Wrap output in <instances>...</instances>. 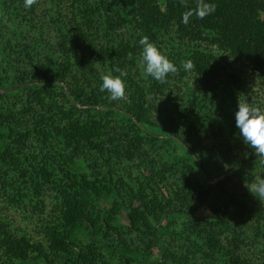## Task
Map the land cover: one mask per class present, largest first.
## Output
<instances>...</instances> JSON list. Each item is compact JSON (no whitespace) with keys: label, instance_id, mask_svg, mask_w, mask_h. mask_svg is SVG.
Masks as SVG:
<instances>
[{"label":"rangeland","instance_id":"1","mask_svg":"<svg viewBox=\"0 0 264 264\" xmlns=\"http://www.w3.org/2000/svg\"><path fill=\"white\" fill-rule=\"evenodd\" d=\"M88 1L94 7L90 8L86 0H38L31 8L24 7V0H0V121L9 118L8 113L18 114L17 119L26 122L48 118L52 115L46 111L49 109L51 94L59 98L60 104L69 106L67 96H73H70V88L66 86V82L75 86V89L83 84L88 86V82L96 88L97 81L91 72L93 65H89L86 60L88 52L104 53L107 61L115 59L118 49L129 52V46L137 37L133 26L128 22L123 29L114 28L118 21L117 11L128 13L129 8L121 6V0ZM159 1L163 4L162 0ZM120 41L121 48L118 45ZM124 44L129 46L125 48ZM155 44L160 46L158 48L165 55L169 53L170 44L161 45V41ZM136 51L135 62H138L142 51L140 44ZM60 52V58L66 59L69 73L65 77V84L56 85H61L66 93L58 88H42L33 94L31 90H2V85L16 78L35 77L39 70L48 71L49 60H53L55 54ZM235 66L234 74L235 77L239 76V81L236 84L233 82L234 92L230 94L228 88L224 91V88L218 87L219 89L211 91L201 86L191 74L179 80L177 73H171L168 81L159 89L145 88L147 101L144 104L147 109L143 116L147 122L128 115L131 120V128L128 127V131L133 137L141 136V142L148 148L149 155H141L139 151L128 160L130 162L123 156L116 164L109 155L96 152L87 153V159H76L69 155L74 160L70 166L76 173L96 170L97 173H92V176L102 188L99 196L89 200L96 203L100 210L98 222L101 226L96 224V232L92 234L83 228H76L74 231L76 244H79L83 255L87 254L86 257L83 256L84 264H88L86 258L90 256L95 258L94 264H124L109 250V245L119 238L118 234L128 241L133 240V246L140 247L146 253V261L136 260L132 264H159L165 255L168 256L166 261L169 264H179L173 258V246L182 244V250L196 254L200 246L204 245L202 242L208 227L214 232L213 240H217V246L233 248L234 244H237L245 250L244 252L254 254L264 264V201L256 198L245 186L246 183L250 185L256 176H264V163L254 161L233 165L254 152L243 142L236 126L235 114L238 111L239 98L264 107V82L248 65L237 63ZM139 70L140 74H143L140 65ZM82 72L85 81L78 77ZM95 72L98 75L105 73L106 65L97 63ZM193 93H200L201 97L196 101L191 97ZM226 93L231 100L226 98ZM62 94L66 95V101ZM132 96V89L127 85L126 99L117 100L115 109L121 112V108L131 102ZM31 97L34 113H27L26 108H30L27 100ZM76 106L84 108L86 105L76 103ZM101 108L105 109L104 106ZM83 113L86 114V111L83 110ZM91 114L94 112L91 111ZM102 114L103 112L96 116L100 121L103 120L100 118ZM118 118L117 121L111 119L110 124L115 130L121 131L125 127V121L123 122L119 115ZM170 120L177 123L181 141H185L187 145L180 139L165 134L162 127L166 124L172 129ZM121 122L123 128L117 129ZM10 126L21 131V125ZM5 130V125H1L0 131ZM51 131L54 133L51 139L43 134L47 137L46 142L41 140L42 134L35 135L40 141L39 146L52 150L51 143L55 144V136H62L54 128H50L49 132ZM43 132L47 130L43 129ZM5 141L8 139H0V144ZM158 144H162V147H158ZM118 146L126 153H129L131 148L122 146L121 142H118ZM37 148L38 142L32 140L31 145L21 147L23 154L19 155L20 160L14 158L19 162L18 165L14 166L11 162L0 167L1 172L7 175L6 178L0 176V238L3 230H8L11 234H27L31 242L41 241L42 219L50 215V219L55 221L57 217L52 207L53 198L46 197L42 209L35 206L37 197L30 199L29 196L32 187L21 182L19 170L16 169L20 166L30 172L31 167L25 166L33 165L35 160L39 161L45 152L38 151ZM67 152L68 150H64L62 153L67 156ZM144 158L152 160V165L147 163L153 168L152 171L144 168ZM53 161L59 169H68L61 168L58 163L63 161L60 159L54 158ZM90 161L93 166H89ZM76 165L81 171L75 168ZM202 166L208 170L205 179L199 174ZM55 170L56 168L52 173ZM139 172L141 174H137ZM185 173L191 182L184 187L180 183L185 180L184 177L187 178ZM77 176L75 180L81 181V176ZM109 176L111 179L115 177L116 180L108 182ZM71 179L74 178L65 177L62 180L64 182ZM55 191L56 189H48L46 194H55ZM168 192L173 195L171 199L167 196ZM154 195L157 198V207L160 208L156 207V210L151 212L141 204L143 199L153 198ZM127 198L131 199V203ZM114 200L118 203L113 204ZM239 203H244L247 209L241 208ZM130 205L138 206L139 210L135 212L138 218L135 227L129 219V214L133 212ZM249 209L252 210L251 213ZM164 210L168 211L163 213ZM126 230L131 233H126ZM103 235L109 237L108 243H104V239L99 243ZM158 239L159 246L156 245ZM137 243L142 245L138 246ZM145 253H141L142 256H145ZM36 254L37 251L29 248L27 258L9 260L0 243V264H72L73 261V255L66 251L61 254L52 251L48 261ZM197 257L199 256L186 264H196L193 261ZM208 258L211 264H225L223 258L221 261Z\"/></svg>","mask_w":264,"mask_h":264},{"label":"trees","instance_id":"2","mask_svg":"<svg viewBox=\"0 0 264 264\" xmlns=\"http://www.w3.org/2000/svg\"><path fill=\"white\" fill-rule=\"evenodd\" d=\"M86 1V4L91 8L93 5L89 4L88 0ZM162 1L163 4H160L159 0H121V6L129 8V10L128 13H121L122 10L117 11L118 21L114 28L123 29L122 27H126V24L129 22L133 26V32L137 37L131 43V46L128 44L123 45L125 48L127 46L130 47L128 53L118 49L116 57L113 60L109 59L107 61L105 59L106 54L104 53L94 51L87 53L86 60L89 65H93L91 72L97 81L96 88H93L88 82V86L83 84V86L76 87L75 89V86H71L66 82L65 77L69 72L65 64L66 59L60 58L62 52L57 55L55 54L53 60H49V73L46 70H39L35 77L16 78L2 85L3 91L31 90L33 94L42 88H58L64 93L63 87L56 84H65L66 82V86L70 88V96H73V98L67 96L69 106H66V104H60L59 98L51 94L49 96V109L46 111L51 112L52 115L41 121L37 119L33 122L31 120H27L26 122L17 119L18 114L13 115L11 113H8L10 114L9 118L0 121V126L5 125L6 127L5 132L0 131V139H8L7 142L5 141L3 144H0V167L11 162L14 163V166L18 165L19 162L14 158L16 157L20 160L19 155L23 154L20 150L21 147H25L26 144L31 145L32 140L38 142V151L43 150L45 152L39 161L35 160L36 162L34 161L33 165L29 164L25 166L31 167V171L28 172L25 168L21 169L20 166L16 169L19 170V176L22 178L21 182L27 183L32 187L29 196L30 199L37 197L35 206L37 205V207L42 209L46 197L53 198L54 205L52 207L53 211L57 214L55 221L50 219V215L44 216L43 219L41 218L43 222L41 225L43 239L41 241L31 242V239L25 233L18 235V233L11 234L8 230H3L0 243L9 260L16 258L23 260L27 258L26 255L29 248H33L34 251H37L36 255L43 260L49 259L52 251L58 252V254L66 251L73 255L72 264H84L85 258L83 256L86 257L85 255L87 254L83 255L78 247L79 244H76L74 231L76 228H83L89 234L96 232L95 227L96 224H99L100 210L96 203H92L89 200L92 197L99 196L102 193V188L95 182L92 176V173H97V171L84 172L79 170L76 165L75 168L81 171L80 173H76L74 168L72 169L70 166V163L74 162L70 156H74L76 159L79 157L87 159V153L96 152L100 155H109L114 164H116V162L121 161L123 156L127 161L131 160L133 155L139 151L141 155L145 153L149 155L148 148L141 142V136L133 137L128 131V127L131 128V120L128 115H133L138 120L147 122L146 117L143 116V113L147 109L145 108L146 104H144L147 101L145 88L149 90L159 89L165 83H159L150 76L146 78L144 74H140L138 62H135L139 38L148 36L151 42L158 43L161 41V45L164 43L171 45V47L169 46L170 51L166 55L177 66L178 71L176 73L179 80H182L185 75L191 74L193 77H196L197 82L201 86L203 85L211 91L218 87L224 88V91L228 88L230 94L234 92L233 87L239 81V76L235 77L234 74L236 70L235 64L239 63L246 64L253 71H256L264 82V0H207V2L216 4V11L204 19H198L193 16L190 18L188 24L183 23L182 13L186 9L181 4V0ZM186 2L189 7H195V0H186ZM98 15L101 16L100 13ZM118 45L121 48V41ZM129 53H132L131 60L128 58ZM189 59L193 62L194 68L191 71H185L181 65V61ZM99 62L106 65L105 73L113 71V75H118V73L114 72L116 67L126 69L128 72L126 83L133 92L132 103L130 102L124 108H121V112L115 109L117 102L110 101L108 99L109 94L106 91H100L102 85L101 75L95 72L96 64ZM82 74L84 72L78 77L82 81H85V75L83 76ZM169 78L170 74L167 77V81ZM233 82L235 83L234 85H232ZM229 94H225L226 98H230ZM62 95L66 101V95ZM200 95V93H193L191 97L197 101L201 97ZM31 99L32 97L27 100L30 107L26 108L27 113H34ZM76 103L86 106L79 108L76 106ZM43 105L45 104L43 103ZM100 106H104L105 109ZM131 106L133 107L131 108ZM83 110L86 111L87 115L83 113ZM91 111L94 112L93 115ZM102 112L103 114L100 118L103 120L100 121L96 116ZM118 115L123 122L125 121L124 128L122 126L123 122L117 125V129L123 128L121 131L115 130L114 126L112 127V124H110L111 119L114 121L119 119ZM171 122L173 124L172 129H169V126L165 124L162 127L163 131H165L167 136L172 135L181 141L179 126L176 122ZM10 124L21 125V131L15 130ZM50 128L58 130L59 135L63 137L58 138V136H55V144L51 143L52 150L45 146H39L40 141L35 136L36 134H42L41 140L46 142V135L51 139L54 134L52 133L53 129L51 131L52 134L49 132ZM43 129L47 130V132H43ZM118 142H121L122 146L127 145V147H131L128 151L130 154L122 151L120 149L121 146H118ZM153 142L154 140H152ZM181 142L184 145L186 144L185 141ZM56 145L58 148H54ZM157 146L162 147V144H158ZM64 150H68L67 156H65V153H62ZM63 156L64 158H62ZM67 157L69 160H67ZM54 158L63 161L58 163L61 165V168L68 167V169H59L53 161ZM242 160L237 161L233 165L238 166L245 162H258L254 152H251L249 156ZM145 161L146 165H144V168L147 171H152L153 168L147 164L148 162L151 164L152 160L145 159ZM93 165V162L91 163L90 161L89 166ZM233 165L231 164V166ZM55 168V172L52 173ZM201 169L202 171L199 174L203 175L205 179V173L207 174L208 170H205L203 166ZM77 175L81 176L79 177L81 181L75 180L78 178ZM184 175L187 178L184 177L185 180L180 184L185 187L191 180L188 174L185 173ZM0 176L6 178L7 175L0 170ZM65 177H72L74 179L63 182L62 179H65ZM112 179L110 177L108 182L116 180L115 177ZM119 179L123 180L122 178ZM147 185H149L148 182ZM48 189H56L55 194H46ZM154 196L147 200L143 199V203L141 204L146 210L151 212L156 210L158 204L156 195ZM167 196L171 199L173 195L168 192ZM127 199L131 203V199ZM114 203H118V201L114 200ZM239 205L241 208L247 209L244 203H239ZM130 207L133 212L129 214V219L132 222L131 225L135 227L136 221H138L135 212L139 210L138 206L130 205ZM157 208H160V206ZM167 211L164 210L163 213ZM249 211L251 213L252 210L249 209ZM126 233H131V231L126 230ZM213 233L211 227H208L204 241H201L204 245H199L200 250L198 249L199 251L194 255L190 254L191 251L189 250H182V244L174 245V253H172L174 260L179 264H186L192 258L199 256L193 263L211 264L208 260V257H210L217 261H221L223 258L225 264H262L254 254L244 252L245 250L239 248L237 244H234L233 248L217 246V240H213ZM118 235L119 238L109 245L110 252L124 264H132L136 260L146 261V253L140 247L136 248V246H133V240L129 239L128 241L125 237L120 234ZM102 239H104V243H108L110 240L109 237L103 235L99 243L103 242ZM138 243V246L142 245ZM159 243L158 239L156 245L159 246ZM203 246H206V248L204 249ZM192 250L194 252V248ZM141 253H145V256H142ZM213 253L216 254L213 255ZM166 257L168 256L162 257V261L159 264H169L166 261ZM86 260H88V264L95 263V258L91 256L86 258Z\"/></svg>","mask_w":264,"mask_h":264},{"label":"clouds","instance_id":"3","mask_svg":"<svg viewBox=\"0 0 264 264\" xmlns=\"http://www.w3.org/2000/svg\"><path fill=\"white\" fill-rule=\"evenodd\" d=\"M37 2L38 0H24V7L31 8ZM181 4L186 9L182 13L184 24H188L193 16L204 19L214 13L217 7L215 3L207 2V0H195L194 8L189 7L186 0H181ZM139 44L142 46V51L138 64L142 67L144 76L146 78L150 76L159 83H166L168 75L178 71L175 63L154 42H151L148 36H143ZM128 58L132 59V53L128 54ZM181 65L185 71H191L194 68L190 59L181 61ZM114 72L118 75H113V71L101 72L100 91H106L110 101L124 100L128 72L120 67H116ZM235 118L243 142L254 151L257 161L264 163V107L258 106L255 102L249 103L240 97ZM245 186L256 198L264 201V176H256L250 185L246 183Z\"/></svg>","mask_w":264,"mask_h":264}]
</instances>
